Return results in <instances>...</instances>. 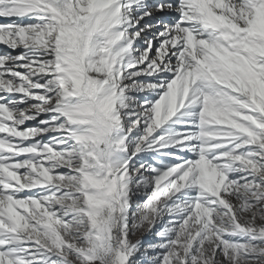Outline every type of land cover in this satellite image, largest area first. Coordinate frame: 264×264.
I'll return each mask as SVG.
<instances>
[{"label": "snow or ice", "instance_id": "snow-or-ice-1", "mask_svg": "<svg viewBox=\"0 0 264 264\" xmlns=\"http://www.w3.org/2000/svg\"><path fill=\"white\" fill-rule=\"evenodd\" d=\"M0 18V264H264V0Z\"/></svg>", "mask_w": 264, "mask_h": 264}, {"label": "rangeland", "instance_id": "rangeland-1", "mask_svg": "<svg viewBox=\"0 0 264 264\" xmlns=\"http://www.w3.org/2000/svg\"><path fill=\"white\" fill-rule=\"evenodd\" d=\"M3 49V46L0 45V50ZM31 123V122H28ZM160 225H157L156 228L158 229ZM155 230L154 229L152 232L148 231H143V232H138L135 236L132 237L133 240L140 239L143 245H147L149 243H154L156 242L157 237L155 236ZM143 251V248L141 249Z\"/></svg>", "mask_w": 264, "mask_h": 264}, {"label": "bare ground", "instance_id": "bare-ground-1", "mask_svg": "<svg viewBox=\"0 0 264 264\" xmlns=\"http://www.w3.org/2000/svg\"><path fill=\"white\" fill-rule=\"evenodd\" d=\"M0 22H5L2 18H0Z\"/></svg>", "mask_w": 264, "mask_h": 264}]
</instances>
